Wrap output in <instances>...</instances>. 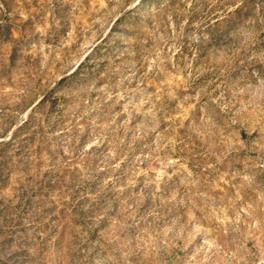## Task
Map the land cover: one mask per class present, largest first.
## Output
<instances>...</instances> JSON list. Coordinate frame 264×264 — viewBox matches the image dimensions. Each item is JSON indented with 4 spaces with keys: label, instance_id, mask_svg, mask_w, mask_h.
Wrapping results in <instances>:
<instances>
[{
    "label": "rangeland",
    "instance_id": "rangeland-1",
    "mask_svg": "<svg viewBox=\"0 0 264 264\" xmlns=\"http://www.w3.org/2000/svg\"><path fill=\"white\" fill-rule=\"evenodd\" d=\"M0 264H264V0H0Z\"/></svg>",
    "mask_w": 264,
    "mask_h": 264
}]
</instances>
